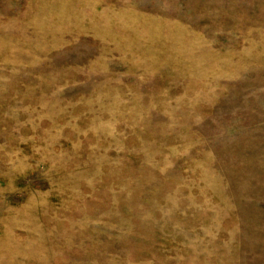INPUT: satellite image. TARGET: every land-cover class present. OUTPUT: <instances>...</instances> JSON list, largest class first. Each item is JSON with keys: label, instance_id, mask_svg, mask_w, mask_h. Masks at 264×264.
<instances>
[{"label": "rangeland", "instance_id": "374dc122", "mask_svg": "<svg viewBox=\"0 0 264 264\" xmlns=\"http://www.w3.org/2000/svg\"><path fill=\"white\" fill-rule=\"evenodd\" d=\"M0 264H264V0H0Z\"/></svg>", "mask_w": 264, "mask_h": 264}]
</instances>
